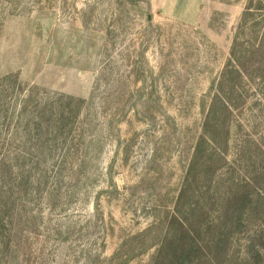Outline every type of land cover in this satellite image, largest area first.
<instances>
[{
	"label": "rangeland",
	"instance_id": "obj_1",
	"mask_svg": "<svg viewBox=\"0 0 264 264\" xmlns=\"http://www.w3.org/2000/svg\"><path fill=\"white\" fill-rule=\"evenodd\" d=\"M262 33L264 0H0V264H154L165 218H216L264 155ZM55 94L78 107L72 130L28 139L51 147L20 183L19 111ZM204 130L215 144L186 180Z\"/></svg>",
	"mask_w": 264,
	"mask_h": 264
},
{
	"label": "trees",
	"instance_id": "obj_2",
	"mask_svg": "<svg viewBox=\"0 0 264 264\" xmlns=\"http://www.w3.org/2000/svg\"><path fill=\"white\" fill-rule=\"evenodd\" d=\"M229 73L235 74L239 78L243 77V70L233 63H230L224 69V74L227 75ZM6 78L8 77H4V79ZM228 85L233 86L231 82ZM230 90L232 89L230 88ZM18 91L20 93L24 91L20 85ZM216 91H218V94H215L216 99L214 100L218 101L223 110L226 112L230 111V102L221 98L219 95V93L221 94V90ZM63 98L66 99L62 101ZM44 99L39 102L41 106L36 107L34 111H21L20 109L13 127L16 152H14L11 158L16 169V174L19 175L20 183L22 182L24 173L30 174L29 172L32 167L38 166V164L45 160L41 161L39 159L44 148L48 149L51 147L46 145L43 140L28 142V139L35 136L37 138L45 136V133H53L56 138L58 137L56 135L67 134L72 130L70 125L73 124L76 118L78 107H75L69 97L55 94ZM7 111L8 107L4 110V117ZM210 113L213 114L212 110ZM207 114L209 113L204 114L205 118H207ZM225 134H228V128L226 127ZM214 139L213 136L204 130V134L200 136V139L196 143L192 163L187 169L188 176H185L186 180L191 171H193L192 167L195 166L194 168L196 169L198 160L205 155L207 156L205 150L202 148V143L207 144L211 149L215 144ZM227 141L228 139L225 136L223 138L225 145ZM44 153L48 154L47 152ZM255 161H258V163ZM203 163L205 162L203 161ZM246 166L248 167V174L245 175L243 183L240 181L237 184L232 183L235 186L234 190H227L228 194L224 195L223 193L220 195L221 197L218 202H227V208L218 210L216 218H213L212 221L208 219L210 209L204 210L197 206L192 208L191 212L185 216L172 213L169 218H165L167 224L165 231L166 241H164V247L160 249L162 251H159L160 253H158L154 264H264V155H262L261 160L258 156L254 160L250 159ZM76 167L80 171V164ZM10 168L12 169L11 165H9ZM205 168L204 171L206 173H213L216 170L211 166L207 167V165ZM219 169L220 167L217 170ZM183 192L184 190H181V193ZM6 197L5 192L1 191L0 188V202ZM247 220L249 223H253V228L250 231L244 230L248 226L246 224ZM208 224H213L214 227L218 228L221 226L225 230L227 229V231L224 235L222 233L217 234L214 231L209 236L208 233L203 231V228L207 227ZM240 228H242L241 233H246L242 251L240 254L232 255L234 256V261L231 260L232 257L228 260V239L230 236L240 232ZM201 233L206 234L208 237L207 241L200 236Z\"/></svg>",
	"mask_w": 264,
	"mask_h": 264
}]
</instances>
